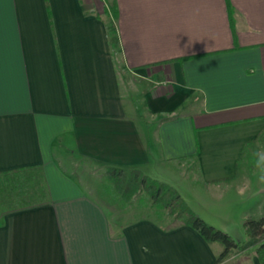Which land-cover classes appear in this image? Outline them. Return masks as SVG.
Instances as JSON below:
<instances>
[{
	"label": "crops",
	"instance_id": "1",
	"mask_svg": "<svg viewBox=\"0 0 264 264\" xmlns=\"http://www.w3.org/2000/svg\"><path fill=\"white\" fill-rule=\"evenodd\" d=\"M117 2L0 0V172L38 167L48 191L0 206V264H261L254 245L217 262L189 224L117 221L77 166L139 167L245 234L264 215V0Z\"/></svg>",
	"mask_w": 264,
	"mask_h": 264
},
{
	"label": "trees",
	"instance_id": "2",
	"mask_svg": "<svg viewBox=\"0 0 264 264\" xmlns=\"http://www.w3.org/2000/svg\"><path fill=\"white\" fill-rule=\"evenodd\" d=\"M106 2L105 13L111 18H116L117 0ZM103 167L104 172L99 173L100 185L105 188L107 194L113 191L114 200L121 204L120 209L134 204L135 197L146 196L152 206L165 210L157 217L158 219L170 221L172 225L189 224L207 240L221 243L223 249L217 256V262L227 258L234 249L243 250L256 245L260 263L264 264V215L244 220L243 227L247 238L244 242L238 243L227 231L199 216L174 185L150 176L139 167L113 165ZM47 197V186L38 167L23 166L0 172V206L3 209L12 210L43 203ZM138 218L137 216L124 223H130Z\"/></svg>",
	"mask_w": 264,
	"mask_h": 264
},
{
	"label": "rangeland",
	"instance_id": "3",
	"mask_svg": "<svg viewBox=\"0 0 264 264\" xmlns=\"http://www.w3.org/2000/svg\"><path fill=\"white\" fill-rule=\"evenodd\" d=\"M145 83L147 85H149V82H143L142 83L140 81L139 86L141 84L143 86ZM135 94H137V96H138L137 90L135 91ZM85 164H86V162H85ZM85 164L84 163H83V165L79 164V165H81V167L80 166H77V167L82 168L83 171L85 170L84 167H89L90 169H93V172L90 175H89V173L87 175L85 174V177H89V179H87V180L94 187L93 193L95 194V196L100 198L101 201H103L105 203L106 207L108 208L110 213L115 217V219L117 221L127 222V221H130V220L136 218L137 216L141 217L143 215L151 216V217H158L165 212V210H163L161 207L152 206L149 203L146 196H140L138 198L135 197V203L134 204L127 205V206H125V208L120 209L121 204H118L119 202L114 200L113 191L111 190V192H108V194H107L105 188H102L100 185L99 173L104 172V167L103 166L93 167L91 165L87 166V164L86 165ZM168 166L170 168H173V169H174V167H176L179 170L177 172L179 175H181V173H186V175L183 174V176H182V178L184 177L185 179L187 178V174L190 175L191 173H194V170L189 169L190 164L188 165L187 161H185V163L183 161L176 162V163L175 162L170 163V164H168ZM194 177H195L194 174H192L191 179H193ZM191 179H190V182H191ZM197 184H199V182L196 181V185ZM199 211H201L210 220V223L219 227L218 221H219L220 217L218 216V214L215 211L211 212V210H209V209L207 211H205L203 209H199ZM225 211H226V213H230V212L235 213V214L239 213V212H237L238 210L235 207L228 208ZM211 220H213V222H211ZM164 221L167 222V224L171 225L170 221H166V220H164ZM245 236H246V233H245ZM254 247H256V245H254Z\"/></svg>",
	"mask_w": 264,
	"mask_h": 264
},
{
	"label": "clouds",
	"instance_id": "4",
	"mask_svg": "<svg viewBox=\"0 0 264 264\" xmlns=\"http://www.w3.org/2000/svg\"><path fill=\"white\" fill-rule=\"evenodd\" d=\"M257 159V167L261 169V171H264V153H257L256 154ZM264 178V177H262Z\"/></svg>",
	"mask_w": 264,
	"mask_h": 264
},
{
	"label": "water",
	"instance_id": "5",
	"mask_svg": "<svg viewBox=\"0 0 264 264\" xmlns=\"http://www.w3.org/2000/svg\"><path fill=\"white\" fill-rule=\"evenodd\" d=\"M236 242H244L245 241V234L241 232L240 236L233 237Z\"/></svg>",
	"mask_w": 264,
	"mask_h": 264
}]
</instances>
